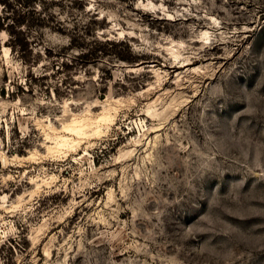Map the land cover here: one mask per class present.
<instances>
[{
    "label": "rangeland",
    "instance_id": "obj_1",
    "mask_svg": "<svg viewBox=\"0 0 264 264\" xmlns=\"http://www.w3.org/2000/svg\"><path fill=\"white\" fill-rule=\"evenodd\" d=\"M0 264H264V0H0Z\"/></svg>",
    "mask_w": 264,
    "mask_h": 264
},
{
    "label": "bare ground",
    "instance_id": "obj_2",
    "mask_svg": "<svg viewBox=\"0 0 264 264\" xmlns=\"http://www.w3.org/2000/svg\"><path fill=\"white\" fill-rule=\"evenodd\" d=\"M74 129H75V128H72V129H70V130H74ZM75 130H76V129H75ZM75 130H74V131H75Z\"/></svg>",
    "mask_w": 264,
    "mask_h": 264
}]
</instances>
